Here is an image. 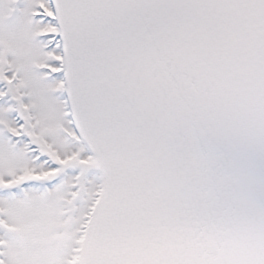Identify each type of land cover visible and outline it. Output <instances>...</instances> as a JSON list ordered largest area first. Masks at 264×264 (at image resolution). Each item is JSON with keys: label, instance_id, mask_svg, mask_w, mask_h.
I'll use <instances>...</instances> for the list:
<instances>
[{"label": "snow or ice", "instance_id": "1", "mask_svg": "<svg viewBox=\"0 0 264 264\" xmlns=\"http://www.w3.org/2000/svg\"><path fill=\"white\" fill-rule=\"evenodd\" d=\"M0 264H264V0H0Z\"/></svg>", "mask_w": 264, "mask_h": 264}]
</instances>
